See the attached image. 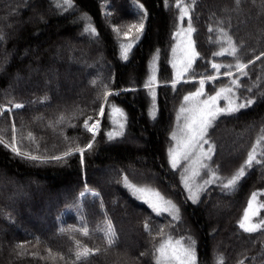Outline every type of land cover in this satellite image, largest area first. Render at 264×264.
Returning <instances> with one entry per match:
<instances>
[{
	"label": "trees",
	"instance_id": "trees-1",
	"mask_svg": "<svg viewBox=\"0 0 264 264\" xmlns=\"http://www.w3.org/2000/svg\"><path fill=\"white\" fill-rule=\"evenodd\" d=\"M72 4L65 10L63 0H0V139L10 144L15 128L18 148L40 157L29 161L0 144V264H154V247L168 235L192 236L197 264H217L220 257L223 264H264V226L255 233L239 227L254 192L258 206L264 204V164L247 169L234 189L221 186L264 136V0H240L239 6L236 0H182L190 7L199 57L187 74L193 82L180 83L176 90L159 82L172 80L168 58L179 23L177 0H167V6L165 0ZM141 18V39H125L127 26ZM188 19L182 21L186 27ZM86 23L96 29V36L85 31ZM220 29L237 45L239 60L248 64L246 75L236 71V58L213 55L222 46ZM129 42L134 46L124 60L121 45ZM151 63L158 82L155 102L145 88ZM212 63L222 65L219 73ZM227 65L233 66L231 77L225 75ZM209 75L217 78L206 80V95L236 79V96L255 103L209 129L208 139L215 145L210 166L219 180L193 204L179 171L168 162L169 136L183 97ZM105 85L119 94L109 97L99 118ZM16 103L23 107L15 108ZM112 104L125 113L126 134L109 142L105 133L113 130ZM153 111L155 120L149 115ZM88 117L90 124L100 119V129L83 164L78 152L60 162L51 160L87 145ZM223 142L230 150H222ZM262 148L264 143L257 152ZM124 176L137 186L139 180H153V189L177 205L180 220L173 221L167 212L157 216L135 199L123 186ZM82 192L86 194L81 198ZM258 216L264 219V208ZM146 222L150 232L145 231ZM109 224L115 233L111 246L106 240ZM215 241L218 249L213 253ZM84 248L89 253L77 259Z\"/></svg>",
	"mask_w": 264,
	"mask_h": 264
},
{
	"label": "snow or ice",
	"instance_id": "snow-or-ice-1",
	"mask_svg": "<svg viewBox=\"0 0 264 264\" xmlns=\"http://www.w3.org/2000/svg\"><path fill=\"white\" fill-rule=\"evenodd\" d=\"M236 3L237 6H239L240 0H236ZM165 4L167 6V0H165ZM176 6L180 9L179 19L181 21H183L185 17H189V19L187 29H178V31L173 34L174 39L177 36L182 37L180 42L172 47V68L174 69V74L171 80V88L173 90L177 89V85L181 83L182 78H184L183 83H189L190 77L186 76V74L190 73L193 64L199 57V53L196 51L194 42L192 40V34L195 31V28L193 27L190 18V7L183 5L182 0H177ZM57 7H61V5L58 4ZM62 7L65 10L72 8V0H63ZM139 8L141 12L145 11L142 4L139 5ZM83 19L87 21V17H84ZM144 29L145 25L143 23V18H141L140 22L129 24L127 26V31L124 32L123 35L125 39L131 37L133 40L139 41L144 33ZM85 31L92 36H96L97 34L96 29L87 23ZM113 31L119 34V29L114 28ZM209 31H212V29L210 28ZM219 31L221 32V36L218 39L222 41V46L220 51L213 53V55L224 56L227 54L233 58H236V71L242 75H246L245 69L248 67V64L241 62L237 57V45L233 42L232 38L226 32H224L223 29H220ZM3 39L4 38L0 36V40ZM225 44L227 45L226 47L223 46ZM133 46L134 45L131 42L121 45L122 59H128L129 52L132 50ZM156 59H158V56L153 57L154 61ZM256 59H260V57L258 56ZM211 67L216 71V73H219L222 65L218 63H212ZM226 67L229 70L225 73V75L231 77L233 75L231 71L233 66L227 65ZM216 78L217 77L214 75L201 78L199 80V87L196 88L194 92H189L183 97V103L177 114L178 122L183 119L182 126L178 123L180 134L178 135L177 132L173 131L170 135V140L174 142L173 146L169 147L167 153L168 162L171 168L176 170L182 160H192V177L199 175V169L205 167L202 161L211 160L212 157L210 154L214 153L215 151V145L208 139L209 129L212 128L215 122L220 118L232 117L236 113H239L242 109L249 108L255 103L254 99L245 98L240 100V98L236 96L234 88H238L240 86L236 79L231 81V86L221 87L215 92V95H208L206 99H202V97L205 95L206 80L213 81ZM157 85V77L153 71V74L145 83V88L151 93L153 102L156 100L155 88ZM122 91H128V89H124ZM248 91L251 92L252 89H248ZM118 94L119 93H113L112 91L108 90L107 86L105 85V90L103 92L104 103H102L99 108L100 116H103L105 113L104 104L109 102V97ZM222 99L226 102V106L218 107V101ZM14 107L22 108L23 105L16 103ZM153 108H155V103H153ZM149 115L153 120L156 119V114L154 111L150 112ZM110 119L112 121L113 130L107 131L105 135L107 136L109 142H113L117 137H123L126 134L125 113L121 108L117 107L115 104H112ZM90 120H92V117H88V119L84 121V128L88 133H91V139L85 147L77 146L74 149L69 148L62 155H53L50 157V159L60 162L71 156L73 152H78L81 156V164H83L84 153L86 150L92 149L93 142L95 141L100 128L99 120L91 124L89 123ZM14 133L15 128H13V137L10 144H4L2 139H0V144H3L5 148L10 149V151L17 157H23L29 161L40 160V157L22 152L18 148ZM262 143H264V136L258 138L256 144L253 145L252 150L249 151L244 164L234 175H232L230 179L227 180V183L221 182L223 189H234L241 179L245 177L247 169H251L254 164H264V160L258 158L264 157V148H262L259 153L257 152V146L261 145ZM204 145H207L206 150L203 148ZM198 149L199 155H197ZM193 157H195L194 160ZM181 179L185 190H187L189 193L188 199H190L193 204H196L199 201L200 193L204 191V186L214 183L219 179V177L216 173L210 172L209 179L205 180L203 185H198L195 191H193L190 177L182 176ZM122 183L135 199L146 204L148 208H150L157 216L161 215L163 212H167L173 221L180 220V210L177 205L171 200L166 199L160 191L146 186H137L136 184L130 182L128 176H124L122 178ZM85 194L86 193L84 192L80 193L81 198L84 197ZM91 195L95 197L98 195V193L92 192ZM256 198L257 193L254 192L248 202V209L245 211L244 217L239 223V227L244 233H255L259 231L262 226H264V219L260 220L258 223L252 222V217L257 215L259 208H264V204L259 205L257 208L253 207ZM145 231L150 232V227L147 222L145 223ZM84 233L87 235V229H84ZM159 234L163 237V227L160 228ZM153 239H155V237H153ZM187 239L188 243H185L183 237L180 239H173L171 235L163 237L158 246L154 247V252L152 253L154 264H197V252L195 247L196 242L191 237H188ZM106 240L109 246L113 245L115 241V233L111 224L108 225ZM88 253L89 249L84 248L83 252L76 253L77 259H79L81 256H87ZM141 255H144V253H141ZM217 264H223V257L218 258Z\"/></svg>",
	"mask_w": 264,
	"mask_h": 264
},
{
	"label": "rangeland",
	"instance_id": "rangeland-1",
	"mask_svg": "<svg viewBox=\"0 0 264 264\" xmlns=\"http://www.w3.org/2000/svg\"><path fill=\"white\" fill-rule=\"evenodd\" d=\"M178 29H187V27L186 26H184L183 24H182V21L179 19V23H178V26H177V30H176V32L178 31ZM182 39V37H180V36H177L175 39L173 38V44H172V47L173 46H175L177 43H179L180 42V40ZM186 39V38H185ZM169 60H168V62H169V69H170V76H171V78L173 77V74H174V69L172 68V60H173V56H172V48H171V51H170V58H168ZM149 66H151V75L153 74V71H154V68L152 69V63L149 65ZM155 72V71H154ZM155 75H156V73H155ZM186 76H187V74H186ZM183 79L184 78H182V80H181V83H183ZM165 80H167V79H165ZM163 81V82H162ZM162 81H160L159 82V84L160 85H164V86H171V80L169 81H164V80H162ZM190 82H193L192 80H189V83ZM162 83V84H161ZM212 95H215V94H212ZM208 97V95H204V97H202V99H206ZM223 103H225V101L222 99V100H220V101H218V104H217V106L218 107H223ZM182 105V104H181ZM181 105L176 109V111H175V113H174V117H173V121H172V126H171V130H170V135L172 134V132L173 131H175V132H177V134L179 135L180 133H179V127H178V123H179V125H183V119H181L179 122L177 121V114H178V112H179V109H180V107H181ZM101 116L99 115V118H100ZM99 120V122H100V119H98ZM100 129V128H99ZM99 131V130H98ZM169 140H170V136H169ZM173 144H174V142L173 141H171L170 140V145L171 146H173ZM134 145H136V144H134ZM203 148H204V150H206L207 149V145H204L203 146ZM224 148H226V149H229L230 150V145L228 144V143H226V142H223L222 143V150L224 151ZM232 150V149H231ZM235 150V149H234ZM233 151V150H232ZM225 152H226V150H225ZM197 155H199V149L197 150ZM211 155V154H210ZM195 159V157H193V160ZM202 163L205 165V167H203V168H200L199 169V175L198 176H195V177H192L191 176V172H192V168H193V163H192V160H189V161H184V160H182L181 162H180V165L177 167V170L179 171L178 173H179V175H180V179L182 178V176H188V177H190L191 178V185H192V188H193V191H195L196 190V188H197V186L198 185H203L204 184V181L205 180H208L209 179V173L210 172H213L212 171V169H211V166H210V160H204V161H202ZM153 178H155L154 177V175H152V178L151 179H153ZM150 179V181H148V182H145L143 179L142 180H139V183H138V186H142V187H145V186H151L152 188L153 187H155V186H153V182H151V181H153V180H151ZM219 180V179H218ZM218 180H216V181H218ZM215 181V182H216ZM214 182V183H215ZM181 183H182V186H183V188H184V184H183V182H182V179H181ZM213 184V183H212ZM212 184H208V185H205L204 186V191L208 188V187H210ZM154 185H155V182H154ZM185 189V188H184ZM186 191V193H187V195L189 196V193H188V191L187 190H185ZM204 191H202L201 193H200V195L204 192ZM253 207L254 208H257L258 207V204H257V202L255 201L254 202V204H253ZM248 209V205H247V207H246V209L244 210V212H243V215H242V217H241V219H240V221L243 219V217H244V213H245V211ZM258 212H257V215H255L254 217H252V222H254V223H258L259 222V219H258ZM240 221H239V223H240ZM188 237H191L192 239H193V237L192 236H188ZM188 237H184V242L185 243H188ZM217 249H218V244H217V242L215 241V243H213V253H215L216 251H217Z\"/></svg>",
	"mask_w": 264,
	"mask_h": 264
}]
</instances>
